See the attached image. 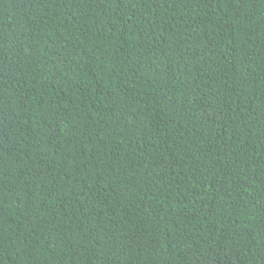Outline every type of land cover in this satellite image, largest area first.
I'll use <instances>...</instances> for the list:
<instances>
[{"label": "trees", "instance_id": "16d2710c", "mask_svg": "<svg viewBox=\"0 0 264 264\" xmlns=\"http://www.w3.org/2000/svg\"><path fill=\"white\" fill-rule=\"evenodd\" d=\"M0 264H264V0H0Z\"/></svg>", "mask_w": 264, "mask_h": 264}]
</instances>
